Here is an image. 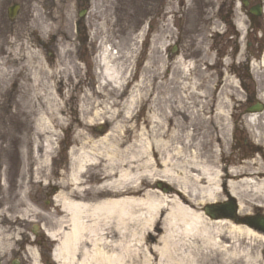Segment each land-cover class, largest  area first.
<instances>
[{"label": "rangeland", "instance_id": "rangeland-1", "mask_svg": "<svg viewBox=\"0 0 264 264\" xmlns=\"http://www.w3.org/2000/svg\"><path fill=\"white\" fill-rule=\"evenodd\" d=\"M158 1L0 0V125L5 130L0 143L6 148L0 152L1 264L17 257L24 233L38 224L56 227L59 211L51 198L65 185L71 156L105 135L111 142L121 139L122 154L136 156L139 171L152 169L153 157L145 151L156 137L171 153L183 145L199 159L216 154V165L225 169L264 164V144L256 141L264 133V110L253 112L255 122L248 121L247 112L255 102L264 104L263 64L237 63L244 56L241 41L236 58L226 54L230 48L215 36L219 28L202 23L200 0H164L170 10L162 17ZM14 3L19 11L9 19L7 7ZM106 48L115 57H128L118 88L101 78ZM246 85L256 94L248 95ZM38 114L48 128L39 129ZM156 117L162 121L156 123ZM44 138L50 139V152L41 156L42 164L30 155L34 142ZM91 171L88 166L84 188L100 185ZM155 187L167 194L174 189L162 180ZM23 188L32 208L28 213L22 212ZM229 203L237 207V198L225 188L214 204L198 211L206 214L209 205ZM253 203L239 217L264 216V200ZM251 229L256 235H220L221 244L229 245L226 255L209 264H264V235ZM163 236L147 241L152 258Z\"/></svg>", "mask_w": 264, "mask_h": 264}, {"label": "bare ground", "instance_id": "bare-ground-1", "mask_svg": "<svg viewBox=\"0 0 264 264\" xmlns=\"http://www.w3.org/2000/svg\"><path fill=\"white\" fill-rule=\"evenodd\" d=\"M127 60V56L120 59L107 48L104 50L100 59L104 85L120 87ZM261 62L264 65V56ZM189 67L183 65L181 69L188 71ZM256 117L255 113L249 114L248 121L255 122ZM36 121L39 129L50 126L41 114ZM161 121L155 118L156 123ZM3 134L1 126L0 136ZM220 135L223 139L224 134ZM218 136L216 140L220 141ZM256 141L264 144V133ZM49 143L48 138L35 141L30 159L42 163L43 155L46 158L50 152ZM120 145L121 139L111 142L105 135L92 141L90 149L82 145L71 156L70 171L61 182L65 185L52 198L59 211L56 227H43L56 241L52 256L57 264H209L218 255H226L229 245L221 244L220 235L231 238L256 235L250 223L243 222L245 215L239 217L237 213L246 205H255L253 201L258 198L264 200L261 162L254 161L252 169L243 166L225 169L216 165V154L199 159L196 151L186 153L183 145L174 146L171 153L166 142L156 137L150 151H145L146 156L153 157L148 162L152 169L139 171L138 158L123 155ZM2 147L0 143V152L5 154L6 148ZM6 155L13 157L10 152ZM219 155L226 158L223 148ZM88 166L92 169L90 177L100 182L97 187L82 186ZM157 180L174 189L168 194L162 188L156 189ZM225 188L237 198V212L217 219L198 211L203 204L216 202ZM26 196L23 188L19 197L24 202V213L32 210L25 202ZM162 233V247L152 258L147 241ZM29 256L32 264H40L34 248L29 249Z\"/></svg>", "mask_w": 264, "mask_h": 264}, {"label": "flooded vegetation", "instance_id": "flooded-vegetation-1", "mask_svg": "<svg viewBox=\"0 0 264 264\" xmlns=\"http://www.w3.org/2000/svg\"><path fill=\"white\" fill-rule=\"evenodd\" d=\"M160 1H158V6L162 17L170 10V7L164 0L161 4ZM200 10L206 16L202 21L204 25L219 28L216 29L215 36L220 44H225L228 49L230 48L226 54L236 58V55L240 53L238 45L241 41L244 56L237 63L243 62V68L248 63H262L264 53L263 56L260 53L264 51V0H200ZM218 56L222 57V53L220 52ZM244 89L248 95L256 94L248 85ZM40 230V228H32L26 232L30 239L26 237L19 246V251L15 254L17 257L12 259V264H32L27 254V249L32 246L27 242L32 243L40 264H55L51 258L54 241Z\"/></svg>", "mask_w": 264, "mask_h": 264}, {"label": "water", "instance_id": "water-1", "mask_svg": "<svg viewBox=\"0 0 264 264\" xmlns=\"http://www.w3.org/2000/svg\"><path fill=\"white\" fill-rule=\"evenodd\" d=\"M261 108H262V105L257 103L254 106H252L250 110H260ZM205 209L209 213L210 216H215L216 212H228L229 215L231 216L234 214V211H235L234 205L231 203L223 205V206H219V207L209 205ZM244 221L246 222L248 221L250 225H253L264 231V218L247 216L244 218Z\"/></svg>", "mask_w": 264, "mask_h": 264}]
</instances>
